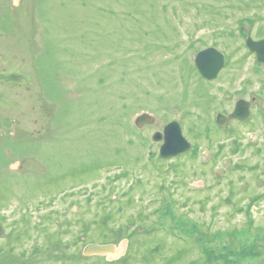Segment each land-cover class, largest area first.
<instances>
[{"label":"rangeland","instance_id":"374dc122","mask_svg":"<svg viewBox=\"0 0 264 264\" xmlns=\"http://www.w3.org/2000/svg\"><path fill=\"white\" fill-rule=\"evenodd\" d=\"M3 1L0 264L128 248L126 264H264V65L246 43L264 39V0ZM210 47L213 80L195 63ZM241 99L250 117L222 129ZM171 122L191 147L163 159ZM105 232L116 252L84 258Z\"/></svg>","mask_w":264,"mask_h":264},{"label":"water","instance_id":"95a60500","mask_svg":"<svg viewBox=\"0 0 264 264\" xmlns=\"http://www.w3.org/2000/svg\"><path fill=\"white\" fill-rule=\"evenodd\" d=\"M247 46L252 53H256L258 63L264 65V39L261 41H254L252 38H247ZM195 63L201 74L208 80H213L217 77L225 65L224 55L216 48H208L200 51L195 57ZM250 103L245 100L236 102L233 113L226 116L217 114L216 120L222 129H228L232 121L237 120L245 122L250 117ZM155 118L147 113H142L135 119V126L142 130L145 126L154 124ZM155 142H163L160 149V156L163 159L177 157L186 153L191 145L185 139L182 133V127L178 122H171L168 124L163 132H157L153 136ZM0 227V235L2 234ZM114 245H95L86 246L84 255H107L115 252Z\"/></svg>","mask_w":264,"mask_h":264},{"label":"flooded vegetation","instance_id":"af4514ba","mask_svg":"<svg viewBox=\"0 0 264 264\" xmlns=\"http://www.w3.org/2000/svg\"><path fill=\"white\" fill-rule=\"evenodd\" d=\"M2 6V14H0V19H1V17L2 16H4V15H10V13L12 12V9H11V6H10V3H6L5 1H3V3L1 4ZM4 61V60H3ZM4 72V71H3ZM3 72H0V83H3V84H9V86H11L12 85V87H15V83H16V81H17V74L15 73V72H11V73H7V74H5V73H3ZM3 100V97H2V95L0 94V102ZM11 119H13V118H11ZM108 231V230H107ZM106 233V232H105ZM115 235H117L118 237H123V236H126V235H128V234H123L121 231H114V236ZM106 238H107V241L105 242V243H102V244H95V245H114L115 247H116V249H115V252H116V250H117V248H118V244L117 243H115L116 242V240L114 239V240H110L109 239V236H108V234L106 233ZM88 245H91V244H86L85 246H84V249H83V257L84 258H86V259H97V258H101V257H103V256H106V255H90V256H86V255H84V250H85V248H86V246H88ZM129 248H128V251H127V253L124 255V256H121L119 259H117V260H111V261H105L104 260V262H105V264H122V263H124V264H126L127 263V259H129V256H130V254H129ZM114 252V253H115ZM114 253H111V254H107L108 256L109 255H113ZM79 259V260H78ZM171 260H172V258H170ZM77 260L79 261V262H81L82 261V259H81V257H78L77 258Z\"/></svg>","mask_w":264,"mask_h":264},{"label":"trees","instance_id":"16d2710c","mask_svg":"<svg viewBox=\"0 0 264 264\" xmlns=\"http://www.w3.org/2000/svg\"><path fill=\"white\" fill-rule=\"evenodd\" d=\"M204 240V239H203ZM181 253V252H180Z\"/></svg>","mask_w":264,"mask_h":264}]
</instances>
